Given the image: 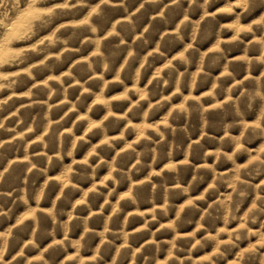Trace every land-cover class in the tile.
Here are the masks:
<instances>
[{
  "label": "rangeland",
  "instance_id": "374dc122",
  "mask_svg": "<svg viewBox=\"0 0 264 264\" xmlns=\"http://www.w3.org/2000/svg\"><path fill=\"white\" fill-rule=\"evenodd\" d=\"M203 4L8 5L0 264H264V5Z\"/></svg>",
  "mask_w": 264,
  "mask_h": 264
},
{
  "label": "clouds",
  "instance_id": "9594fccd",
  "mask_svg": "<svg viewBox=\"0 0 264 264\" xmlns=\"http://www.w3.org/2000/svg\"><path fill=\"white\" fill-rule=\"evenodd\" d=\"M103 2L107 3L109 2V0H103ZM145 3H156L158 2V0H144ZM175 2V0H174ZM211 2V0H204V4L203 5H200L201 7H203L205 9V11H207V5ZM19 3H20V0H0V28H7L8 27V24L6 23V20L9 19V16H8V12H7V7L9 4H13L15 6H19ZM84 3V0H77V4H83ZM191 3H196V0H191ZM261 5H264V0H248V6L244 7L243 11L239 14L240 16H242L244 14V12H249L250 9H255L256 7L258 6H261ZM76 5H73V7H75ZM144 5L141 4V7H143ZM85 23H87V21H85ZM257 31H261V32H264V21H261L259 24H258V27L256 29ZM91 31L92 32H96V28L94 26L91 27ZM249 31H251V29H249ZM255 34V33H253ZM75 35V34H73ZM71 38V37H70ZM64 43H67V41H64ZM104 69L107 70L108 68V65L107 63H104L103 65ZM89 68H91V65H89ZM139 70H137L136 72V79L139 78ZM177 88H179V82L177 83ZM143 98V97H141ZM262 99H264V97H262ZM149 103L151 104V101H149ZM108 114L109 115H114V113H112V110H111V107L109 106L108 107ZM145 115V118H147V113L144 114ZM179 115V114H178ZM104 119H107V116L104 118ZM93 127H96L95 124H93ZM135 127V126H133ZM151 127V126H150ZM0 129H3L5 132H15V129L14 128H5L4 127V123L2 121H0ZM158 134L161 135V137L163 136V133L159 132V129L157 128L156 129ZM261 134H264V129L261 130ZM22 134H17L16 137H13L12 139L15 140L17 139L18 137H21ZM115 139V138H113ZM146 140H151V137H145ZM11 143V141H0V149H3L5 147V144H9ZM153 143H155V141H153ZM109 147H113L112 144H109L108 145ZM132 151L135 152V149L133 148ZM147 151H152V152H155V149H148L147 146H145V150L144 152H137L136 153V156H137V159H136V164H140V157L145 154V152ZM11 163L13 162H10L9 164V167H11ZM85 164L87 163L86 161L84 162ZM114 163V162H113ZM99 165H97L98 167ZM31 167H34V165H32ZM31 167L29 168V171L31 170ZM111 167V165H110ZM133 167H135V164L133 165ZM5 171H7V169H5ZM112 171H116L115 168H112ZM79 174V173H78ZM92 178L93 180L95 179V171H93L92 173ZM129 179H131V176L129 175ZM4 181V174L3 173H0V182H3ZM63 191V189H61ZM23 192V190H21ZM7 195H10V193H2L0 192V196H7ZM241 195H243V193H241ZM20 200H22L25 204L28 203L27 199L25 198L24 195H21V197H19ZM37 202H39V194H38V199H37ZM0 215H4V212L2 210H0ZM23 221H21L22 223ZM9 235H10V231H9ZM100 235L103 237V233H100ZM7 247V239L5 238V240L3 241V245H2V248H0V260H2L3 258V250L2 249H6ZM22 255V253H21Z\"/></svg>",
  "mask_w": 264,
  "mask_h": 264
}]
</instances>
